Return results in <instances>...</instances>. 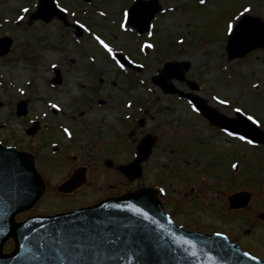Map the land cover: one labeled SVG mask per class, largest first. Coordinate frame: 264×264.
I'll return each mask as SVG.
<instances>
[{
  "label": "rangeland",
  "instance_id": "obj_1",
  "mask_svg": "<svg viewBox=\"0 0 264 264\" xmlns=\"http://www.w3.org/2000/svg\"><path fill=\"white\" fill-rule=\"evenodd\" d=\"M132 1L60 0V3L77 11L74 19L88 22L115 45L134 51L129 33L124 35L109 24L112 16L121 23ZM198 1L159 0L162 10L153 20L152 30L156 31V41L167 46L160 47L159 52L150 51L149 65H159L158 58L165 62L189 60L186 77L199 82L202 87L199 94L210 105L230 116L235 115L238 107L243 112L246 109L259 117V126L264 129V48L233 60L228 59L225 50L227 25L232 23L236 8H250L249 14L264 19V0H205L206 4ZM36 5L37 0H0V37L10 35L14 39L9 54L0 57V140L17 142L21 147H26L30 139L37 140V144L41 140L44 148L34 145L33 151L37 153L40 149L41 156H45L40 157L41 161L38 159V164L42 166L43 161L47 164L44 169L52 178L45 177L47 181L52 179V185L65 178L68 169L87 166L89 186L94 187L84 193L90 195L86 202H92L98 192L163 184L170 208L190 215L178 221L192 228L200 225L209 231L227 232L238 244L264 257V220L257 217L264 212V144L232 140L222 134L214 136L209 123L175 95L163 94L148 82L141 85L130 81L105 59L91 36L83 34L86 45L76 42L71 36L73 27L63 26L57 18L30 23L24 9L32 7L29 13L37 12ZM180 35H185L186 41L175 44ZM192 39L194 43H190ZM135 54L144 59L140 53ZM53 65L60 68L64 81L52 87L48 83L54 76ZM149 69L141 73V78L148 80L156 72L155 68ZM172 83L179 89H187L184 82ZM146 84L154 86L155 92ZM139 97L148 99L140 113L146 117L145 123L140 125L134 120L121 129L110 126V122L118 126L119 116L126 112L134 113L124 102ZM96 98H106L103 107H98ZM21 100H28L26 118L39 117L41 122L34 136H28L25 121L15 114ZM220 100L227 103L221 104ZM63 111L66 114H61ZM59 121H65L64 125L78 133L79 139L69 140L55 131ZM131 130L134 133L127 138ZM150 132L158 140L142 165V178H123L116 164L134 159L131 144L136 150L140 139ZM123 135L127 142L122 140ZM51 141L64 146L63 152L51 153ZM73 154L77 157H72ZM56 156L67 157L68 164L51 159ZM109 158L115 162L113 167L105 165ZM233 160L239 163L237 172L233 171ZM205 167H210L206 170L208 175L201 170ZM243 189L250 191L245 208L237 209L238 212L227 209L229 195ZM63 204L60 199L44 206L54 209ZM221 210H228L223 217ZM194 217L199 218V223L194 222Z\"/></svg>",
  "mask_w": 264,
  "mask_h": 264
},
{
  "label": "water",
  "instance_id": "obj_2",
  "mask_svg": "<svg viewBox=\"0 0 264 264\" xmlns=\"http://www.w3.org/2000/svg\"><path fill=\"white\" fill-rule=\"evenodd\" d=\"M249 18L262 29L248 31L246 20H243L240 30L230 37L227 49L231 57L244 56L253 48L264 45V22L258 17ZM10 43V39L0 40V54L8 51ZM172 68L173 65L169 64L166 73ZM141 151L143 159L148 152L145 141L141 145ZM133 167L134 165H127L122 169L129 172ZM21 174L30 178L32 192L36 187L42 192L43 186H39V181L34 177L32 157L25 154L15 155L9 148L0 147V191H9V185L13 182L12 176ZM238 196L239 194H235L232 200ZM108 202L82 211L65 213L59 218L53 217L54 221L47 228L46 252L41 260L39 256V264L41 261L45 264H61V249L64 245L57 242L67 237V227L81 226L91 221H113L114 224L107 229L110 230L107 235L112 243L83 255L88 264H136L132 253L137 249L142 251L145 247L148 249L143 255L146 264H264L245 256V252L223 236L189 232L173 225L164 214L156 190L141 189ZM135 208L142 209V212H136ZM143 212H147L148 216H143ZM129 247L131 251H126ZM53 248L56 249L55 252L52 251ZM63 264H67L66 259H63Z\"/></svg>",
  "mask_w": 264,
  "mask_h": 264
},
{
  "label": "snow or ice",
  "instance_id": "obj_3",
  "mask_svg": "<svg viewBox=\"0 0 264 264\" xmlns=\"http://www.w3.org/2000/svg\"><path fill=\"white\" fill-rule=\"evenodd\" d=\"M201 4L205 3V0H200ZM24 11H28L27 9H24ZM250 8H245L244 12H250ZM243 15V13L241 14ZM125 17V23L121 24V28H124L127 30V22L129 20V14L127 12L124 13ZM239 19V17H237ZM146 24V22H145ZM243 22L241 24H232L229 23L227 25L229 33L238 32L240 28L242 27ZM151 35V33H149ZM96 40L111 54H113V58H115V54L113 53V49L109 46V44L105 43L103 39H101L100 36L96 37ZM148 48L154 47L152 44L145 45ZM119 63V61H117ZM120 67L123 68L124 65L120 64ZM218 99V98H215ZM191 103V102H189ZM219 103L226 104V100H220ZM53 107H56V105H53ZM194 111H199L198 108H196L195 105H192ZM243 111L241 108H236L235 112L240 113ZM248 121H251L253 124H259L260 121L257 120L254 116H248ZM67 131V129H65ZM227 134L229 136L237 135L236 132H229L227 129H225ZM238 138L240 140H247V143L252 144L253 140L247 139V136L245 135H239ZM233 167H237V165H233ZM134 207V206H129ZM135 211L140 213L142 212V209L135 208ZM143 216L147 217L148 213L143 212ZM114 222L113 221H103V222H97V221H91L90 223L82 224L81 226H75V227H67V237L62 240L58 241L57 243H62L64 247L61 249L63 252V258L61 264H63V259L67 260V264H88L86 260L83 259V255L87 252H94L97 248L102 247L105 244H111L112 241L108 238L107 233L110 230V226L113 227ZM95 230V231H93ZM216 235H221V233H216ZM147 247L143 249L142 251L140 249H137L135 252H133V256L135 257L136 264H146V261L143 259V255L147 253ZM53 252L56 251L55 248L52 249ZM126 251H131V248L126 249ZM245 256H250L251 259L255 260V256H251L250 253L245 252Z\"/></svg>",
  "mask_w": 264,
  "mask_h": 264
},
{
  "label": "flooded vegetation",
  "instance_id": "obj_4",
  "mask_svg": "<svg viewBox=\"0 0 264 264\" xmlns=\"http://www.w3.org/2000/svg\"><path fill=\"white\" fill-rule=\"evenodd\" d=\"M137 52L138 47L133 48ZM121 123V122H120ZM116 167V166H115ZM117 168V167H116ZM115 168V169H116ZM63 199L65 200V208H75L87 204L86 199L81 198L84 194H69L62 193ZM46 213L47 210L43 207H23L13 211L12 216L6 218L0 217V249L3 255H9L16 248V240H20L23 234L22 227L19 226L20 223L33 219L39 213ZM178 213V215H176ZM172 216L175 217L183 216L184 213L172 212ZM186 217V215L184 216ZM7 220V221H6Z\"/></svg>",
  "mask_w": 264,
  "mask_h": 264
}]
</instances>
